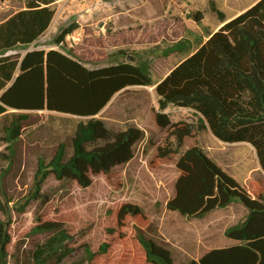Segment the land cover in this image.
Returning <instances> with one entry per match:
<instances>
[{"label":"trees","instance_id":"trees-1","mask_svg":"<svg viewBox=\"0 0 264 264\" xmlns=\"http://www.w3.org/2000/svg\"><path fill=\"white\" fill-rule=\"evenodd\" d=\"M52 2L26 0L23 8L0 21V116L7 117L1 139L8 149L7 166L0 173V264H8L10 258L6 247L11 209L22 211L31 199L39 197L48 173L85 188L91 184V174H108L128 162L135 144L144 136L136 126L112 130L96 115L121 90L152 85L146 66L119 62L88 68L57 49L33 48L23 54H5L16 46L32 44L47 30L54 16ZM216 13L223 24L154 86L158 105L154 121L168 131L163 145L156 148L157 155L164 158L179 154L173 196L165 206L182 216L202 217L237 199L246 215L224 231L233 244L211 248L189 264H264V182L250 181V194L199 146L181 151L185 137L196 129H207L219 141L248 143L264 173V0H257L230 19H224L220 11ZM193 17L198 22L201 14L197 11ZM77 29V21H71L59 30L54 43H63ZM168 105L193 110L196 125L172 124L163 112ZM41 110L80 118L71 138L72 154L64 159L61 142L53 147L47 162L39 158L33 189L22 203L10 205L16 198L8 181L16 174L17 157L27 147L21 135L42 119ZM115 222L116 239L121 243L118 264H174L166 250L140 231L148 220L135 204L121 205ZM127 226L132 229L128 233ZM53 232L59 239L68 236L62 223L53 221L35 225L30 231ZM107 247L108 243H101L90 257L103 254ZM68 252L52 254L60 261ZM42 254L43 246L37 247L33 257L38 263L43 262ZM90 257L87 262L72 264H89Z\"/></svg>","mask_w":264,"mask_h":264},{"label":"rangeland","instance_id":"rangeland-1","mask_svg":"<svg viewBox=\"0 0 264 264\" xmlns=\"http://www.w3.org/2000/svg\"><path fill=\"white\" fill-rule=\"evenodd\" d=\"M25 1L0 0V21L23 8ZM256 1L125 0L134 11L131 14L124 11V16L128 17H122L131 20L126 25L129 30L125 29L121 35L116 29L120 24L104 16H94V4L113 7L117 5L115 0H53L54 16L47 30L32 44L16 46L5 54H23L33 48L57 49L88 68L119 62L146 66L152 85H134L121 90L96 115L112 130L136 126L143 130L144 136L135 144L133 157L128 162L115 166L108 174H91V184L85 188L74 180H57L48 173L41 184L40 196L31 199L22 211L14 208L10 211L8 264L87 262L90 253L96 252L103 242L108 243L106 252L90 257L89 264H118L121 243L116 239L115 214L125 203L139 208L148 220L146 228L140 231L166 250L174 264H189L211 248L233 243L224 231L228 226L240 223L246 215V209L237 199L202 217H187L167 210L165 204L173 196V184L178 176L175 162L179 154L164 158L157 155L156 148L163 145L168 131L159 128L154 121L158 110L154 86L223 24L216 11H220L224 19H230ZM197 11L201 14L198 22L193 17ZM71 21H77L78 29L56 45L57 33ZM152 26L156 29H151ZM163 112L172 124L196 125L197 115L189 108L168 105ZM39 113L43 115L42 119L21 135L27 147L17 157L16 174L8 181L16 198L10 205L22 203L33 189L39 158L47 162L53 147L61 142L65 146L64 159L72 154L71 138L80 118L49 110ZM6 118L0 116V173L7 166L8 149L1 139ZM194 145L250 194V181L264 182V173L248 143L222 142L207 129H196L183 139L181 151ZM2 190L0 182V192ZM0 217L3 216L0 214ZM47 221L62 223L68 236L59 239L54 232L30 233L32 227ZM131 230V226H127L125 232ZM39 246H43L42 263L33 257ZM66 250L69 252L56 261L52 253Z\"/></svg>","mask_w":264,"mask_h":264},{"label":"crops","instance_id":"crops-1","mask_svg":"<svg viewBox=\"0 0 264 264\" xmlns=\"http://www.w3.org/2000/svg\"><path fill=\"white\" fill-rule=\"evenodd\" d=\"M108 2H110L111 0H107ZM115 2H117V5L112 6H108L105 7L103 5H101L100 3H96L94 4V16H104V18H109L110 21H114V23L120 24L119 26H117V30H119V33H121V35H123V33L125 32L124 30L126 29L127 31L129 30V28L126 25H129V21H126V19L124 17H128V16H124L126 15L124 13V11H127L129 14H131L134 11V7L132 5L126 4L125 0H115ZM124 16V17H122ZM158 20V19H156ZM156 20L150 22V26L152 23H154ZM139 21V20H138ZM141 21V20H140ZM99 22V21H98ZM143 22V21H142ZM156 24V23H155ZM154 25V24H153ZM156 26V25H155ZM154 26V27H155ZM104 27V25L102 26ZM153 26L151 27V29L153 28V30H155L156 28H154ZM168 29V33H169ZM206 40V38H205ZM111 102V100L108 102V104ZM105 108V107H104ZM103 110V109H102ZM101 110V111H102ZM101 111L98 113L100 114ZM97 114V115H98ZM233 242V241H232ZM233 243H230V245Z\"/></svg>","mask_w":264,"mask_h":264}]
</instances>
